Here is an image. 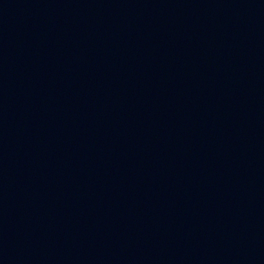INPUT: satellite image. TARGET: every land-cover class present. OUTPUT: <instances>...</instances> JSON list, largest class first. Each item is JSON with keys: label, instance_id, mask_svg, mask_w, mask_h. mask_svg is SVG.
<instances>
[{"label": "water", "instance_id": "water-1", "mask_svg": "<svg viewBox=\"0 0 264 264\" xmlns=\"http://www.w3.org/2000/svg\"><path fill=\"white\" fill-rule=\"evenodd\" d=\"M0 264H264V0H0Z\"/></svg>", "mask_w": 264, "mask_h": 264}]
</instances>
